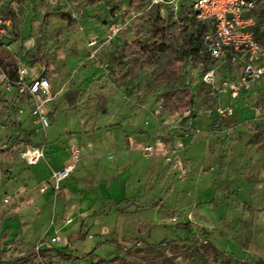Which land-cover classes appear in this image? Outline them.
<instances>
[{
	"label": "rangeland",
	"instance_id": "1",
	"mask_svg": "<svg viewBox=\"0 0 264 264\" xmlns=\"http://www.w3.org/2000/svg\"><path fill=\"white\" fill-rule=\"evenodd\" d=\"M2 1L16 30L9 51L1 54L2 62L10 67L19 60L40 63L51 79L53 100L46 107L49 145L81 135L115 142L160 138L171 148L181 145L178 153L185 168L181 175L167 166L163 176L148 181L163 201L160 215L168 233L143 239L124 236L128 225L120 227L101 217L87 225L83 238L53 247L72 260L51 252L49 258L36 255L22 264H199L209 241L199 235L200 226L189 236L179 231L189 216L171 205L168 190L178 184L176 199L189 203L185 184L206 183L199 179L204 173L224 175L218 191L198 199L221 204L211 220L218 215L225 223L222 233L227 231L230 239L223 243L232 247L237 260L264 264V79L236 102L202 82L208 60L198 48L203 31L194 0ZM255 7L251 14L264 42V0H256ZM161 44L165 51L157 52ZM228 69L221 67L218 74L224 78ZM222 81L218 78L217 86ZM185 104L189 109L183 113L179 108ZM233 105L236 112L218 114V108ZM12 114L0 102V260L9 263L33 252L38 237L11 240L3 219L15 206H27L24 197H35L40 187L20 156L26 145H37L40 132L24 121L12 127L8 141L4 127ZM204 155L217 159L200 161ZM2 190L12 195H7L8 202ZM140 223L135 228H145ZM232 260L225 257L221 264Z\"/></svg>",
	"mask_w": 264,
	"mask_h": 264
},
{
	"label": "crops",
	"instance_id": "2",
	"mask_svg": "<svg viewBox=\"0 0 264 264\" xmlns=\"http://www.w3.org/2000/svg\"><path fill=\"white\" fill-rule=\"evenodd\" d=\"M12 39L8 40L9 45ZM18 63L32 62L19 60L16 64ZM206 67L207 65L204 66L205 69ZM228 70L224 78L217 74L216 79H232L238 75L236 68L230 67ZM262 81L249 91H241L236 98H231L229 92L222 94V97L229 98L231 102H236L241 93L253 91L261 85ZM0 102L4 103L2 96H0ZM4 105L7 106L5 103ZM229 107L233 110L232 112H236L235 105ZM47 112L49 117V109ZM17 119L14 120L12 127L20 126L24 121L32 122L27 113ZM4 129L7 130V136L11 130L10 123ZM62 140V145L48 144L46 163L39 162L31 166L26 165L30 168L28 170L29 177L41 185L48 179L50 167L53 169L62 168L69 158L70 150L78 147L80 156L74 171L61 183V190L57 199H53L51 188L48 187L43 193L38 188L34 194L35 197H30V195L24 197L27 206L12 208L10 217L3 219L2 223L11 240L37 236L36 247L38 244L50 242L51 238L55 236L60 238L61 243L78 240L84 237L87 225L101 217L111 219L114 224L120 227L123 224L128 225L129 234H121V236H134L143 239L157 232L159 234L169 232L162 226L164 218L160 215L161 205L159 203L163 201L156 196L153 187L148 185L152 176H163V172L166 173L167 163L163 156L155 154L146 157L142 150L144 144L162 141L160 138H155L149 142L145 139L139 141L134 138H129L128 142H115L109 137L99 139L96 136L81 135L74 139L72 136L64 137ZM162 142L168 145L167 142ZM134 143H137V146H134ZM65 144L67 147H64ZM202 157L204 158H201L200 161L210 162L217 159V156L216 158H208L205 155ZM183 160L186 161L185 158ZM195 162L199 163L198 160ZM17 169L13 168L15 172ZM199 179H204L206 183L202 184L203 181H201L197 183L199 186H196V183L191 180L185 184L186 193L192 198L194 197L193 201L190 200L191 197L189 198V203H183L180 201V197L178 198L179 201L176 199L178 184H174L168 190V195H173L174 201L171 205L179 210H184V214L189 216L187 220L179 224V231L188 232L185 235L189 236L191 232L196 231L199 226L201 227L198 229L199 235L206 238V243L209 241V250L199 264H221L225 257L234 259L230 261V264H248L245 260L234 258L235 251L230 245L223 243L230 238L227 231L222 233L225 223H223L221 216L218 217L217 215L215 221L211 220L212 211L215 214L214 211L221 208L219 207L221 204H215L211 200L198 201L201 195L204 198L206 194L218 191L224 180V175L217 173L216 176H212L204 173L199 176ZM20 191L22 190L20 189ZM1 193L4 196L3 201L7 200L6 202H8L12 198L8 190H2ZM194 193H198L197 196H192ZM7 195L9 199H7ZM51 203L53 207H50ZM17 204H21L19 200ZM105 209L109 212H103ZM46 211L47 216H45ZM66 219H68L67 222H65ZM212 221L215 225L212 224ZM140 222L144 223L146 229L135 228V224ZM187 224L188 226L185 227ZM54 246L57 247L58 244L55 243L50 246L43 244L40 248H53ZM36 247L34 251L37 253Z\"/></svg>",
	"mask_w": 264,
	"mask_h": 264
},
{
	"label": "built area",
	"instance_id": "3",
	"mask_svg": "<svg viewBox=\"0 0 264 264\" xmlns=\"http://www.w3.org/2000/svg\"><path fill=\"white\" fill-rule=\"evenodd\" d=\"M16 0H10L14 4ZM0 0V96L10 108L11 130L14 117L19 118L25 113L40 132L37 145H26L20 156L26 165L46 163V149L48 146L46 131L50 127L47 105L53 100L50 79L45 66L40 63H18L10 68L2 62L1 54L9 51V41L15 35V23L9 14L3 11ZM193 11L195 18L204 26V32L199 42V50L208 60L207 67L201 76L202 82L215 87L218 94L229 92L231 98L238 97L241 91H249L264 78V46L258 43L253 35L255 19L251 11L255 9L256 0H194ZM234 67L238 75L232 79H224L217 86L218 69ZM230 107L218 108V114L231 115ZM177 148H171L162 141L144 144L142 150L147 155L159 154L165 158L167 166L183 175L185 168ZM78 148L70 150L66 164L60 169L50 167L47 182L40 185L39 191L45 192L48 187L53 192L55 200L61 190V183L74 171L79 160ZM7 200H4L6 202ZM175 219V218H174ZM60 244L58 236L51 238L48 243L38 244L50 246Z\"/></svg>",
	"mask_w": 264,
	"mask_h": 264
},
{
	"label": "trees",
	"instance_id": "4",
	"mask_svg": "<svg viewBox=\"0 0 264 264\" xmlns=\"http://www.w3.org/2000/svg\"><path fill=\"white\" fill-rule=\"evenodd\" d=\"M255 9H256V7H255ZM254 10V9H253ZM252 10V11H253ZM251 11V12H252ZM250 12V13H251ZM252 15V14H251ZM253 17H254V15H252ZM254 19H255V17H254ZM199 24L201 25V29H202V31L204 32V26H203V24L201 23V22H199ZM252 31H253V35H254V38H255V40L258 42V43H260L261 45H263L264 46V42H262V40H261V37L259 36L260 34V32H259V25H258V23H257V21H256V19H255V25H254V27H253V29H252ZM200 42V41H199ZM125 48H129L128 46H125L124 47V49ZM198 48H199V43H198ZM157 52H164L165 51V46H164V44H161V46H159L158 48H157V50H156ZM154 55L155 54H153V56L152 57H154ZM7 66V68L10 70V66H8V65H6ZM180 109V111L181 112H186V111H188V109H189V104H185V106H181V108H179ZM175 112H178V111H175ZM188 226V224L185 226V227H187ZM13 239H16V238H13ZM51 252H54L55 254H59L60 256H62L64 259H66V260H72L73 258L71 257V256H65V255H63V254H61L57 249H53V248H40L39 247V249H38V251H37V253L35 252V251H33V252H31V253H28L27 255H25V256H22L21 258H19V259H16L15 260V263H9V262H2L1 260H0V264H16V262H17V264H22L23 262H27L30 258H34L36 255H39V257H41V258H49V254L51 253Z\"/></svg>",
	"mask_w": 264,
	"mask_h": 264
}]
</instances>
